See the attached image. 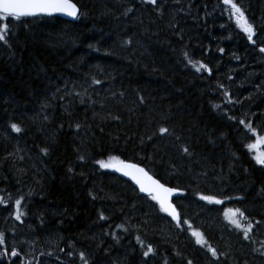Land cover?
I'll return each mask as SVG.
<instances>
[{
	"label": "trees",
	"instance_id": "1",
	"mask_svg": "<svg viewBox=\"0 0 264 264\" xmlns=\"http://www.w3.org/2000/svg\"><path fill=\"white\" fill-rule=\"evenodd\" d=\"M71 1L0 15V264H264V0Z\"/></svg>",
	"mask_w": 264,
	"mask_h": 264
},
{
	"label": "water",
	"instance_id": "2",
	"mask_svg": "<svg viewBox=\"0 0 264 264\" xmlns=\"http://www.w3.org/2000/svg\"><path fill=\"white\" fill-rule=\"evenodd\" d=\"M224 5L237 8L228 0H222ZM80 13L79 7L71 0H0V15L14 18L57 17L68 22H74ZM243 27V23L239 20ZM244 33L249 31L243 28ZM252 39V35L249 37ZM108 170L115 176L127 181L139 195L151 197L172 222L178 221V212L173 199L180 196V191L168 187L151 176L142 166L129 161H118L109 165Z\"/></svg>",
	"mask_w": 264,
	"mask_h": 264
},
{
	"label": "rangeland",
	"instance_id": "3",
	"mask_svg": "<svg viewBox=\"0 0 264 264\" xmlns=\"http://www.w3.org/2000/svg\"><path fill=\"white\" fill-rule=\"evenodd\" d=\"M237 14H238L239 16L241 15L239 12H237ZM3 17H4V16H3ZM2 23H3V18L1 17V20H0V26H1ZM244 27H245V26H244ZM256 158H257V160H259V158H258L257 155H256ZM110 164H111V163L105 165V167L107 168ZM16 206H18V205H15V207H16ZM196 238H197V241H198L199 239H201V237L198 236L197 234H196Z\"/></svg>",
	"mask_w": 264,
	"mask_h": 264
}]
</instances>
